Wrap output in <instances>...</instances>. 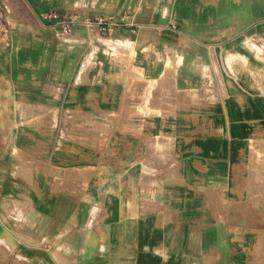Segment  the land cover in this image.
<instances>
[{"label": "crops", "instance_id": "crops-1", "mask_svg": "<svg viewBox=\"0 0 264 264\" xmlns=\"http://www.w3.org/2000/svg\"><path fill=\"white\" fill-rule=\"evenodd\" d=\"M0 16V264H264V0Z\"/></svg>", "mask_w": 264, "mask_h": 264}, {"label": "built area", "instance_id": "built-area-1", "mask_svg": "<svg viewBox=\"0 0 264 264\" xmlns=\"http://www.w3.org/2000/svg\"><path fill=\"white\" fill-rule=\"evenodd\" d=\"M42 17L47 20L54 21L58 27L57 35L62 39H69L72 32V24L77 21L78 17L74 14L64 13L60 15L57 12H45ZM93 21L97 24L105 22L103 18H95L90 20L88 18L83 19V23L86 26H90ZM12 24L8 22L4 17L0 16V38H4L9 33V28ZM109 30V28H108Z\"/></svg>", "mask_w": 264, "mask_h": 264}]
</instances>
